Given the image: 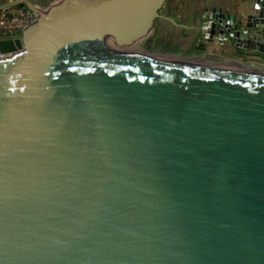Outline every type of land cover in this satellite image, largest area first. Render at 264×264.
I'll return each instance as SVG.
<instances>
[{
	"label": "water",
	"instance_id": "95a60500",
	"mask_svg": "<svg viewBox=\"0 0 264 264\" xmlns=\"http://www.w3.org/2000/svg\"><path fill=\"white\" fill-rule=\"evenodd\" d=\"M168 0H9L0 264H264V72L154 52ZM209 10L264 54V0ZM201 29V30H202Z\"/></svg>",
	"mask_w": 264,
	"mask_h": 264
},
{
	"label": "crops",
	"instance_id": "0c3cea01",
	"mask_svg": "<svg viewBox=\"0 0 264 264\" xmlns=\"http://www.w3.org/2000/svg\"><path fill=\"white\" fill-rule=\"evenodd\" d=\"M9 0H0V6ZM38 6L47 8L59 0H31ZM254 0H172L162 10L166 18L158 21L152 34L154 44L164 52L170 50L172 56L198 63H222L231 68H249L264 72V54L252 53L242 58L239 49L232 40L220 43L217 37L213 44L208 43V35L202 29L209 10L219 8L224 14H230L237 19L242 12H251L250 5ZM202 29V30H201Z\"/></svg>",
	"mask_w": 264,
	"mask_h": 264
},
{
	"label": "built area",
	"instance_id": "2783aa9c",
	"mask_svg": "<svg viewBox=\"0 0 264 264\" xmlns=\"http://www.w3.org/2000/svg\"><path fill=\"white\" fill-rule=\"evenodd\" d=\"M36 16L27 8L11 7L0 10V40L15 39L21 36L35 20ZM9 55L0 53V61L8 58Z\"/></svg>",
	"mask_w": 264,
	"mask_h": 264
},
{
	"label": "flooded vegetation",
	"instance_id": "af4514ba",
	"mask_svg": "<svg viewBox=\"0 0 264 264\" xmlns=\"http://www.w3.org/2000/svg\"><path fill=\"white\" fill-rule=\"evenodd\" d=\"M152 39V38H151ZM152 41H153V39H152ZM158 44H154V41L151 43V45H150V48H151V50L156 46L157 47V49L156 50H162L161 49V47L159 48L158 46H157ZM153 51V50H152ZM164 53H167L168 55H170L171 54V51L170 50H166V51H164Z\"/></svg>",
	"mask_w": 264,
	"mask_h": 264
},
{
	"label": "rangeland",
	"instance_id": "374dc122",
	"mask_svg": "<svg viewBox=\"0 0 264 264\" xmlns=\"http://www.w3.org/2000/svg\"><path fill=\"white\" fill-rule=\"evenodd\" d=\"M170 1H172V0H168L169 3H170ZM168 2H167V3H168Z\"/></svg>",
	"mask_w": 264,
	"mask_h": 264
}]
</instances>
